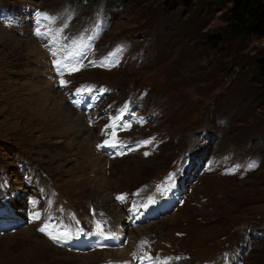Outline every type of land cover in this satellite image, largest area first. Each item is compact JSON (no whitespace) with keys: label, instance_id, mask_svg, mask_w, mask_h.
<instances>
[{"label":"rangeland","instance_id":"obj_1","mask_svg":"<svg viewBox=\"0 0 264 264\" xmlns=\"http://www.w3.org/2000/svg\"><path fill=\"white\" fill-rule=\"evenodd\" d=\"M178 3L0 0V264H264V37Z\"/></svg>","mask_w":264,"mask_h":264},{"label":"trees","instance_id":"obj_2","mask_svg":"<svg viewBox=\"0 0 264 264\" xmlns=\"http://www.w3.org/2000/svg\"><path fill=\"white\" fill-rule=\"evenodd\" d=\"M122 2V0H118ZM232 4L227 12L228 30L238 35L264 37V0H227ZM184 9H190L195 0H178ZM211 38V37H210ZM219 37L215 38V44ZM258 73L264 86V53L256 59Z\"/></svg>","mask_w":264,"mask_h":264},{"label":"snow or ice","instance_id":"obj_3","mask_svg":"<svg viewBox=\"0 0 264 264\" xmlns=\"http://www.w3.org/2000/svg\"><path fill=\"white\" fill-rule=\"evenodd\" d=\"M36 15L37 16H42L45 19H48L47 15L44 14V13H39L38 12V13H36ZM37 34L39 35L40 33L37 32ZM52 55H53V57H57V53L56 52H53ZM65 60L71 61V57L70 56L69 57H65L64 59H61V58H58L57 57L56 59L53 60V66H54V68L57 69L58 75L61 77L60 84L62 86H66L67 85V82L63 79L64 74L66 72L68 74H72V73H74L76 71H79L80 70V67L82 66L79 62H75V63H71V62L65 63ZM83 91H84V89H77L75 94L78 95V94H80ZM108 127L112 128L113 130L110 133L109 140H106L105 141V144H107L109 146L120 145L121 142L117 139V133H116V130H115L116 129L115 122L113 124L109 125ZM128 127H130V126H128V125H121V130H127ZM105 131L107 132V130H105ZM152 142H153L152 140L143 141V142H141V145L142 146H146L148 144H151ZM148 154L149 153H145L146 156ZM252 166H254V165H252V164L249 165V167H252ZM174 179H175L174 174H171L170 173L169 174V177H168V182H172V181H174ZM166 190L167 189L165 188V191ZM117 199L123 200L124 197H122V196L121 197H117ZM151 202L152 201H149V203H151ZM34 218H37V217H34ZM96 229H97V235L103 237L104 239H109L110 238V234L109 233H106L104 231L102 225L99 222L96 223ZM39 231H41V232H43L45 234H48L49 235V238L53 239L54 241L57 239V237L52 236L51 233L48 231V226L47 225H45L44 227H41L39 229ZM63 235L64 236H68L69 233L68 232H65ZM142 243H146V242H142ZM144 258L145 259H149V260L152 259V257H149V256H145ZM154 264H168V262L167 261H159V260H156L154 262Z\"/></svg>","mask_w":264,"mask_h":264},{"label":"bare ground","instance_id":"obj_4","mask_svg":"<svg viewBox=\"0 0 264 264\" xmlns=\"http://www.w3.org/2000/svg\"><path fill=\"white\" fill-rule=\"evenodd\" d=\"M80 123H81V121H80ZM78 124V123H77ZM58 125V124H57ZM55 127V126H54ZM76 127V126H75ZM82 127V126H81ZM80 127V129H78V132H81L82 133V131H83V129ZM81 136H83V135H81ZM81 138V137H80ZM106 198V197H105ZM104 206V209H106L107 211H108V214H109V218H114V220L115 219H117V221H116V227L119 229V231L121 230L120 229V226H121V222H122V217L116 212V211H114L115 209H114V205L113 204H111L110 202H108V203H105V205H103ZM103 212V211H102ZM122 228V227H121Z\"/></svg>","mask_w":264,"mask_h":264}]
</instances>
